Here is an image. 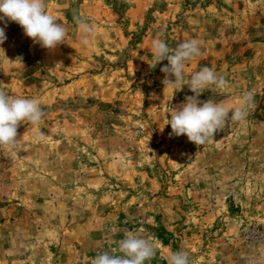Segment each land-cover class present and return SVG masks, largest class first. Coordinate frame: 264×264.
Instances as JSON below:
<instances>
[{"label": "rangeland", "instance_id": "1", "mask_svg": "<svg viewBox=\"0 0 264 264\" xmlns=\"http://www.w3.org/2000/svg\"><path fill=\"white\" fill-rule=\"evenodd\" d=\"M46 5L63 44L48 50L8 22L0 45V90L44 112L0 147V264H91L126 231L154 241L145 264L180 250L190 264H264V0ZM74 16L94 27L87 46ZM156 37L173 49L196 39L184 83L213 69L229 86L198 99L234 109L251 93L246 118L202 146L170 136V108L194 94L164 86L166 60L151 67Z\"/></svg>", "mask_w": 264, "mask_h": 264}, {"label": "clouds", "instance_id": "2", "mask_svg": "<svg viewBox=\"0 0 264 264\" xmlns=\"http://www.w3.org/2000/svg\"><path fill=\"white\" fill-rule=\"evenodd\" d=\"M8 22L18 24L26 37L46 49H54L65 42V27L47 11L46 0H0V45L7 37L5 29ZM73 22L81 32L80 43L87 46L90 37L95 34L94 27L80 16H74ZM152 65L155 68L162 61L167 64L161 67L164 73V86L179 87L187 85L194 94L185 96L184 102L175 108H170V136H186L188 141L202 146L212 139L214 134L223 130L232 122L246 118L247 108L252 99L251 93H246L240 99L239 106L227 108L223 103L211 99L201 101L198 98L210 87L224 90L228 81L223 76L204 66L193 73L187 84L184 83L186 63L200 56L199 42L191 39L179 43L174 49L170 48L163 39L153 38L151 41ZM0 54L5 58V50L0 47ZM7 59V58H6ZM22 61L17 57L15 62ZM174 78V79H173ZM38 98H22L9 95L0 90V147L13 146L17 141V129L21 122L28 121L38 124L44 112ZM116 247L110 252L105 251L91 258V264H145L156 254L155 243L152 239L137 235L131 231L124 233V238L116 241ZM168 264H190L188 254L183 251L173 252Z\"/></svg>", "mask_w": 264, "mask_h": 264}]
</instances>
